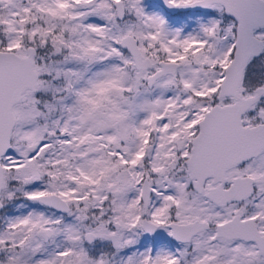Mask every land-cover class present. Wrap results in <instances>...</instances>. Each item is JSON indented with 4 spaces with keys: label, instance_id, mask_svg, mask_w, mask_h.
<instances>
[{
    "label": "snow or ice",
    "instance_id": "obj_1",
    "mask_svg": "<svg viewBox=\"0 0 264 264\" xmlns=\"http://www.w3.org/2000/svg\"><path fill=\"white\" fill-rule=\"evenodd\" d=\"M0 264H264V0H0Z\"/></svg>",
    "mask_w": 264,
    "mask_h": 264
}]
</instances>
